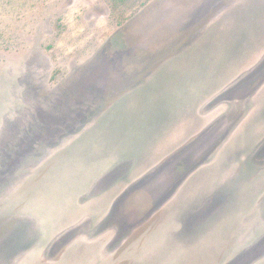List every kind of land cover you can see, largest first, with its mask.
Listing matches in <instances>:
<instances>
[{
    "label": "rangeland",
    "instance_id": "rangeland-1",
    "mask_svg": "<svg viewBox=\"0 0 264 264\" xmlns=\"http://www.w3.org/2000/svg\"><path fill=\"white\" fill-rule=\"evenodd\" d=\"M0 264H264V0H0Z\"/></svg>",
    "mask_w": 264,
    "mask_h": 264
}]
</instances>
